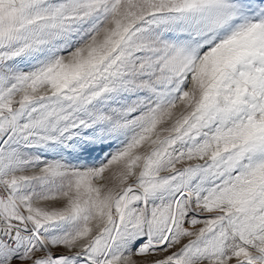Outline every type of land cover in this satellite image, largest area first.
Masks as SVG:
<instances>
[{"label":"snow or ice","instance_id":"obj_1","mask_svg":"<svg viewBox=\"0 0 264 264\" xmlns=\"http://www.w3.org/2000/svg\"><path fill=\"white\" fill-rule=\"evenodd\" d=\"M0 264H264V0H0Z\"/></svg>","mask_w":264,"mask_h":264}]
</instances>
